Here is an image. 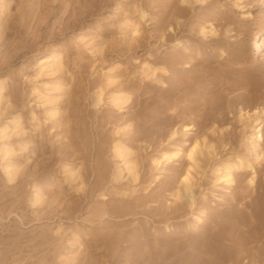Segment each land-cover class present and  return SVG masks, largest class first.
I'll return each instance as SVG.
<instances>
[{
  "label": "rangeland",
  "instance_id": "rangeland-1",
  "mask_svg": "<svg viewBox=\"0 0 264 264\" xmlns=\"http://www.w3.org/2000/svg\"><path fill=\"white\" fill-rule=\"evenodd\" d=\"M188 2L0 0V264H264V0Z\"/></svg>",
  "mask_w": 264,
  "mask_h": 264
},
{
  "label": "bare ground",
  "instance_id": "bare-ground-1",
  "mask_svg": "<svg viewBox=\"0 0 264 264\" xmlns=\"http://www.w3.org/2000/svg\"><path fill=\"white\" fill-rule=\"evenodd\" d=\"M192 1L202 2V1H206V0H192ZM185 2L191 4V2H188V0H185ZM261 47H262V43L258 42L257 45L255 46V49H259ZM61 66H62L61 65V60L56 55H54L52 59H50L48 62H46L44 64L43 68L55 69V68H60ZM3 82L4 81H1L0 85H2ZM99 97L101 98V95H99ZM127 99L128 98L126 96H123L122 93H114L113 94V102L114 103L115 102H119L121 100H127ZM99 101H101V99ZM256 128H257V130H255L256 133H260L261 130L258 129V127H256ZM172 135L176 136L177 132L174 131ZM258 139H259V142H261L262 141V136L258 135ZM113 150H114L113 152L118 157H122V158H124L127 155L129 156L132 153L131 151L128 150L127 151V155H124L125 148L122 147L121 144H119V143H116L113 146ZM5 153L8 154L9 151H5ZM199 154L200 155L202 154V152H201V150L199 148V144L194 145L193 148H191V150H189V152L187 154V156H188V158H189L191 163H190V166H189L188 170L181 176L182 180H181V183H180V188H179V190L176 191V196L179 199H182L185 196L186 193H189L191 191V188L193 186L192 180L194 178L192 170H195V168L199 167L200 164H201V162L198 159L199 157L195 158V156L196 155L199 156ZM176 156H178V153H169V154L167 153V154L164 155V158H165L166 161H170ZM124 166H125V169L127 170L128 174L130 176H132L134 179H136V172H135L136 164L134 163V161L133 160H129V159L125 160L124 161ZM226 167H227L228 173L226 175H224V177H223V179H225L224 182L232 184L234 182V178L232 177V171H234V170H242L246 166L244 164V161L240 159V160H237V162L235 161L233 164L226 165ZM6 169L8 170L7 173L11 175L12 166H7ZM71 175L74 176V173H71ZM254 182H255L254 178H251L249 180V184H253ZM235 229L236 228L231 226V225L227 226L225 228V230L223 231V233H222V235L220 237V240L227 239V240L232 241L235 244L236 250H237L238 253H243L244 251H246V249L248 248V245L254 243L255 239H257V238L259 239L260 238V232L261 233H262V231L264 232V227L260 228V226H258L257 228H255L254 231L251 232V235H253V237L252 238L249 237V239H248V238H245L243 236L234 237L232 233L234 232ZM255 236L257 238H255ZM207 253L214 254V261H215L214 264H218L219 261H225L226 258L228 257V255L232 254L231 251L228 252L227 250H223L220 242L217 243V241H216V243L214 245H211V246L207 247Z\"/></svg>",
  "mask_w": 264,
  "mask_h": 264
}]
</instances>
